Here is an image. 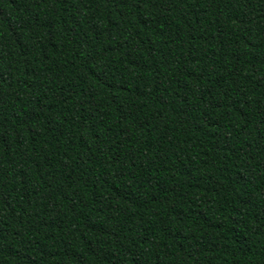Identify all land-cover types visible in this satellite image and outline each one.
I'll return each mask as SVG.
<instances>
[{
    "label": "trees",
    "instance_id": "16d2710c",
    "mask_svg": "<svg viewBox=\"0 0 264 264\" xmlns=\"http://www.w3.org/2000/svg\"><path fill=\"white\" fill-rule=\"evenodd\" d=\"M0 264H264V0H0Z\"/></svg>",
    "mask_w": 264,
    "mask_h": 264
}]
</instances>
